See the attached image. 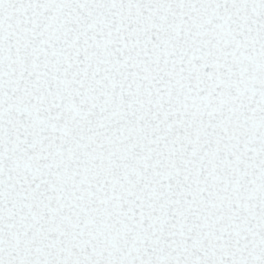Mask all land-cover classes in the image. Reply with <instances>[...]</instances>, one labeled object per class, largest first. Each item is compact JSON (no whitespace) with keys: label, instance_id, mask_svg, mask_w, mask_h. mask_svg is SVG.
Here are the masks:
<instances>
[{"label":"water","instance_id":"1","mask_svg":"<svg viewBox=\"0 0 264 264\" xmlns=\"http://www.w3.org/2000/svg\"><path fill=\"white\" fill-rule=\"evenodd\" d=\"M0 264H264V0H0Z\"/></svg>","mask_w":264,"mask_h":264}]
</instances>
